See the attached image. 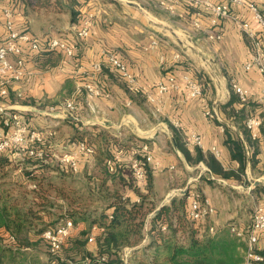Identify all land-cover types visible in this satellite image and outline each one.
<instances>
[{
    "label": "crops",
    "instance_id": "0c3cea01",
    "mask_svg": "<svg viewBox=\"0 0 264 264\" xmlns=\"http://www.w3.org/2000/svg\"><path fill=\"white\" fill-rule=\"evenodd\" d=\"M84 1V6L92 7L94 23L89 35L83 38L77 35L79 27L72 21L65 0L66 5L64 3L63 7L59 6L56 0H51L48 4L35 1L26 7L22 15L14 18L24 23L23 25H26L27 30L32 34L40 35L51 28L57 30L54 35L79 44L76 57L71 58H64L60 50L53 53V58L56 60L49 61L45 50L27 54L25 76L12 83L8 96L0 97V106L20 110L28 126L40 130L46 137L44 145L52 155L48 160H43L45 162L42 164L47 165L48 174L56 180L63 177L68 183L72 179L74 181L82 176L83 178L88 176L87 179L94 182H104L106 192L115 190L120 192L125 200L127 198L132 201L138 200L136 193L123 183V180L128 179V175L109 174L111 170L107 162L109 156L116 153L119 161H127V165L132 146L148 143L153 155V161L148 165L153 174L154 189L159 191L158 196L163 197L164 201L172 190L178 188L174 187L172 179L175 177L179 179L184 175L186 179L184 187L200 189L215 208V213L203 221L201 231L211 226L215 228L214 232L229 228L231 225L249 227L253 219L251 209L256 207L257 202L264 205V182L258 185L252 182V179L264 181V129L261 128L259 137L254 139L246 126V120L250 115L258 116L261 112L260 98L264 76L256 68L245 69V63L251 53L250 40L246 33L238 28L233 16L248 20L256 27L257 21L254 19L253 11L232 3V15L221 17L217 25H212L211 10L202 8L200 24L196 26L195 15L187 12L182 1L176 6L177 18H173L174 15L171 14L172 18L163 17L164 20L158 17L153 20V16L150 15L153 18L151 19L147 15L149 13L146 10H152L144 3L147 0ZM210 1L231 2V0ZM251 3L264 14V0H252ZM52 12L61 14L58 18H53L49 15ZM0 16L3 20L1 6ZM150 21L162 27L153 25ZM209 29L219 32L221 37L217 40L208 39ZM177 30L181 33L179 34ZM4 33L3 21H1L0 39ZM259 35L264 45V29L259 31ZM153 39L158 41V46L146 50L145 47ZM102 48L114 52L127 64L142 91L134 93L129 90L126 80L108 66L96 77L100 82L98 85L107 90L110 97L95 98L92 101L94 109H91L85 92L79 89V85L87 78V74L93 71L92 63L100 60ZM176 52L181 53L179 60L173 59ZM161 56H164V61H161ZM197 59L201 60L200 65L205 67L212 78L213 84L208 86L205 97L210 100L218 117H206L202 100L190 97L183 87L163 93L161 95L163 109L155 112L153 104L147 100L145 93H155L158 82L169 74H174L179 79L186 71H191L193 74L195 71L192 66L193 63L197 64ZM224 72L227 74L224 75ZM234 83L249 89L247 102L239 101L233 90ZM232 94L236 96V101L225 107ZM68 98L74 99L78 104L80 117L78 124L69 118L63 119L60 116L44 114V110ZM241 109L243 117L237 121L235 112ZM2 116L0 114V118ZM174 121H179L180 127H175ZM241 126L246 129L247 138L240 129ZM227 128L231 129L229 132L233 136H240L246 148L247 164L245 175L242 174L241 179L217 177L202 161L190 165L174 139L175 134L190 152L193 153L198 148L205 155H212L224 169L236 171L239 162L231 157L225 143ZM49 131L53 132L50 136ZM192 131L200 134L202 141L200 145L190 142ZM80 139H87L93 144L95 153L89 157H80L77 171L58 169L57 167L63 164L53 154L73 149ZM120 144L123 146L118 148ZM212 146L220 150L219 157L210 150ZM252 154H255V164L250 161ZM18 161L14 160L16 163ZM156 163L158 166L155 165ZM38 166L34 165V168ZM203 168L209 172L208 175L203 174ZM196 169L198 174L194 176L193 170ZM252 170L259 172V175L257 177L249 175ZM185 171L188 173L185 174ZM61 172L65 175H61ZM210 179L218 183H238L230 186L240 196L231 197L230 200L227 196H218L216 190H211L209 186ZM73 181L71 186H74ZM27 183L31 186L29 179ZM145 184L146 181H141L137 185L143 189ZM93 187L94 189L92 186L91 189L94 192L90 195H94V198L100 197L89 208L98 214L105 208L107 201L99 194V186L93 185ZM237 188L241 189L236 191ZM60 192L62 194L59 193L58 197L63 200L64 192ZM73 208L79 209L78 206L69 204L65 206L64 212H72ZM89 226L87 221L78 219L74 221L71 234L75 235L83 229H89ZM89 243H93V248H96V241ZM257 247L264 248V233H259Z\"/></svg>",
    "mask_w": 264,
    "mask_h": 264
},
{
    "label": "trees",
    "instance_id": "16d2710c",
    "mask_svg": "<svg viewBox=\"0 0 264 264\" xmlns=\"http://www.w3.org/2000/svg\"><path fill=\"white\" fill-rule=\"evenodd\" d=\"M35 1L37 3L43 1V3L48 4L51 0H0V6L2 9H12L17 18L18 15L24 13L23 11L29 4L35 3ZM251 1L246 0L244 5L241 6L249 9L247 3ZM56 2L61 7L67 2V5L66 3L65 5L70 11L71 19L78 27L81 26L82 20L86 15L92 11L91 6H84V0H65V2L64 0H56ZM182 2L190 14L195 15L200 9L191 0H182ZM1 21L3 20L0 16ZM14 22L18 29L27 30V26L23 25L24 23L18 22L16 19H14ZM20 24L22 25L20 26ZM45 51L48 54V61L56 60V58H53V53L59 50ZM76 54L74 57H76ZM63 56L66 58L65 55ZM100 60L103 66L102 70L97 73L98 75L106 67H110L102 55ZM97 74H95V80L98 84L100 82H98L96 77ZM192 75L202 83L204 95H206L208 86L205 84L207 83L201 81V76L198 73L194 72ZM88 76L87 74V78ZM87 78L83 79L82 83ZM236 99V96L232 94L225 107L233 104ZM242 113V109L239 112H235L237 121H240L243 117ZM1 119L0 125H2ZM69 119L75 123L78 122L72 118ZM227 129L225 143L230 150L231 157L239 162L236 171L224 169L212 155H205L198 148L193 153L190 152L175 134L174 139L190 165H196L202 161L217 177L241 179V175H245L247 164L246 148L240 136H233L229 132L231 129ZM240 129L247 138L246 129L243 127ZM35 146L43 147L48 151L47 146L44 144H36ZM122 146L120 144L118 148ZM132 147L139 146L134 145ZM10 152L11 150L0 151V264H4L7 259H14L15 252L12 248L16 242L10 239V235L16 236L23 232L30 234L33 231L32 233L39 238L42 237L45 229L56 227L61 223L60 221L52 227H37V221L42 219L40 213H43L51 206L53 197L46 193L55 192L56 194H62L60 191L64 192L63 195L70 205L73 204L79 208H73L72 212L63 213L65 218L62 221L67 218H71L74 221L82 219L90 225L89 229H83L77 234H70L67 237L63 249H68L69 255H62L65 260L81 261L88 257L90 264H124V251L131 248V253L128 256L130 264H244L245 262L247 248L245 238L237 237L230 230V227L214 233L207 232L209 228L201 231L203 222L189 217L187 196L190 191H194L200 198H203L202 191L198 188L187 186L185 192L180 191L177 194H173L169 200L164 201L163 197L158 196L159 191L154 189L153 174L148 165L149 162L145 163L146 174L144 182L146 181V184L142 189L137 185L139 182L132 176L130 163L128 162L126 165L127 161H119L116 153L109 156V159L114 162V169L108 173L128 175V179L123 180V183L131 188L138 197V200L132 201L129 198L125 200L118 191L114 190L111 192L107 190L106 192L104 182H94L89 178L87 179L89 183L88 191L85 193L80 192V189L71 186L72 181L68 183L63 177L57 180L51 177L46 171L47 165L42 164L45 159L24 154L23 162L16 163L10 161ZM254 159L255 154H252L250 160L252 164L256 162ZM34 165L39 166L34 168ZM7 167H13L12 172L9 174L6 172ZM57 168H63L62 170L67 171L71 170L64 164L59 165ZM61 175L65 174L61 172ZM27 179L34 183L36 189L25 190L24 193L20 192V186L25 185ZM52 179L54 180L52 181ZM210 180H208L209 183ZM93 185L99 186V194L104 196L105 201H107L105 208L101 209L98 214L92 212L93 209L89 208L91 203L100 197L94 198V195H90L94 192L91 189V186L94 189ZM86 193V196H89L88 201L81 202V195L84 196ZM28 198H30V203ZM21 200L24 201L21 202ZM25 203L29 206L24 207ZM93 225L102 228V230L99 229L95 232V249L91 247L88 240ZM17 243L16 245H20L19 242ZM258 251L264 256V248H258ZM102 257L105 260H101ZM52 258L53 256L49 261ZM260 264H264V260Z\"/></svg>",
    "mask_w": 264,
    "mask_h": 264
},
{
    "label": "built area",
    "instance_id": "2783aa9c",
    "mask_svg": "<svg viewBox=\"0 0 264 264\" xmlns=\"http://www.w3.org/2000/svg\"><path fill=\"white\" fill-rule=\"evenodd\" d=\"M195 5L199 6V11L195 14L194 23L199 26V18L202 16V8L211 10L212 18L211 24L217 25L221 17L231 16L232 3L237 5H244L246 0H231V2L213 3L210 0H191ZM176 0H161L162 8L173 12L176 7ZM249 9L253 11L254 19L257 21V26H253L248 20H241L237 16H233L238 28L246 33L250 40L251 53L248 61L245 63V69L250 70L256 68L264 76V45L262 44L259 31L264 29V14L258 7L251 3H247ZM4 35L0 39V97L9 95L10 86L13 82L21 80L26 72V56L34 52H41L43 50H60L66 57H74L78 52L79 44L71 43L66 39L50 34L37 35L32 34L26 29H18L15 25V14L10 8L2 9ZM94 23V14L89 12L82 20L81 26L77 29L79 37H86L90 33V29ZM259 29V30H258ZM221 34L214 30H207V38L210 40H217ZM158 46V41L153 39L146 50ZM101 55L109 63L110 67L114 69L127 82V87L134 93H139L142 89L138 86L135 77L128 68L127 64L114 52L101 49ZM180 52L173 55V59L179 60ZM164 56H161V61H164ZM102 61L98 60L92 63V72L89 74L87 80L79 85V89H83L86 95L87 103L91 109H94L92 101L95 98L104 97L109 98L110 93L100 87L95 80V74L102 70ZM233 90L237 94L239 101L245 103L249 99V89L234 83ZM184 88L188 95L192 98H200L203 102V112L206 117L216 118L217 112L207 101L202 83L195 78L191 71H186L179 79L174 74H169L165 79L160 80L157 84V91L155 93L146 92L147 100L153 104L154 111L160 112L163 109L164 103L161 95L170 89ZM261 112L257 115H250L246 120V126L251 131L252 137L258 138L260 129H264V85L261 93ZM46 115L60 116L61 118H72L76 121L80 119L78 115V104L72 98L65 99L57 105H52L48 110L43 111ZM0 114L2 125H0V151L11 150L13 158L17 155L27 154L28 156H35L47 160L49 154L43 147L35 146L36 144H44L45 136L38 129H31L28 123L24 120L20 110H14L0 106ZM175 127H180L179 121L173 122ZM53 132L49 131L48 135ZM190 142L192 144H201V136L196 131L190 133ZM212 153L220 156V150L216 146L210 148ZM95 153V147L88 142L87 139L79 140L76 146L71 150H66L61 153L53 154L62 164L68 166L72 171H77L79 168L80 157H89ZM141 156V157H139ZM153 161V155L150 152L149 144L142 143L139 147H132L130 149V169L133 177L137 182L145 180V163ZM109 170L114 169L113 160L109 159L107 162ZM158 166V163L155 164ZM187 200L188 215L193 220L203 222L210 215L215 213V208L207 197L200 198L194 191H190ZM74 221L70 218L65 219L54 228H47L43 231L42 237L47 242L50 253L53 258L48 264H90V259L86 257L81 261L65 260L61 256L63 246L66 243L67 237L71 234ZM92 231L89 233L88 240H95V232L102 228L97 225L91 227ZM230 230L239 238L246 239V253L244 264H260L264 260V256L258 251L259 233H264V205L258 204L253 213L252 224L247 228L231 225ZM209 231L213 233L215 228L209 227ZM10 239L14 240V236L10 235ZM131 253V248L124 251V262H127L128 256ZM101 260H105L104 257Z\"/></svg>",
    "mask_w": 264,
    "mask_h": 264
},
{
    "label": "rangeland",
    "instance_id": "374dc122",
    "mask_svg": "<svg viewBox=\"0 0 264 264\" xmlns=\"http://www.w3.org/2000/svg\"><path fill=\"white\" fill-rule=\"evenodd\" d=\"M125 2H127L128 0H124ZM141 1V0H140ZM177 4L176 6L179 4V2H181L182 0H176ZM146 5H148L147 7H149L150 9L152 8V10H146V12H148L149 14H147L150 18L151 16L154 17L151 18L153 20H156L157 17L158 19H162L163 17L165 18H177L178 16V7L174 6V11L170 12L164 8H162L161 5V0H147L144 2ZM59 14L61 13H57V12H52V14L50 13L49 15L53 18H58V16H60ZM151 15V16H150ZM156 17V19H155ZM64 17H62L63 19ZM51 19V18H50ZM164 20V19H162ZM158 21V20H157ZM150 23H152L153 25L160 26V24H156L153 23L152 21H150ZM160 23V22H159ZM169 24V23H167ZM167 27V25H166ZM177 29V28H176ZM178 33L180 34L181 32L179 30H177ZM54 33H57V30L55 29H51L47 32H43L40 35L43 34H50V35H54ZM201 60L197 59V64L195 65V63H193L195 65L192 66V68L194 69V71L196 73H198L201 77V81L203 83H207L205 85L210 86L213 84L212 78L210 77V74L207 73V70L205 69V67H203L202 65H200ZM206 65V64H205ZM227 72H224V75H226ZM207 101L210 103L211 102L209 99H207ZM10 156V161H14V160H19L18 163L23 162L22 160L23 155H17L16 159L13 158L12 153L10 152L9 154ZM21 157V158H20ZM50 158V155L48 157V159ZM47 159V160H48ZM206 165V164H205ZM207 166V165H206ZM204 167V166H203ZM13 167H7V173L9 174L10 172H12ZM204 169V168H203ZM188 172L185 171V174H187ZM194 176H196L197 173V169L193 170ZM259 172H249V175H251L252 177H257L259 174ZM184 174V173H183ZM203 174H209V172H207L206 169H204ZM73 181V179L71 180ZM220 181V180H219ZM172 183L173 185H175L174 187H178L174 190H172L171 194H177L180 192L179 189H186L187 187H184V185L186 184V179L183 175L182 178L177 179L176 177L174 179H172ZM32 184H34L33 182H31V186L29 184H25V185H21L20 186V192H25V190H32V189H36V187L32 186ZM74 186H76V188H80V192L82 191L83 193L87 192L89 189V183L87 181V177L83 178L80 177L78 179H75L73 181ZM237 185L238 183H233V182H228V184L226 183H218L217 181L214 180H210L209 186L211 188V190H216V194H218V196H227L230 200V198L232 197H237L240 196V194L238 192H235V190L233 189V187H231L230 185ZM246 186V185H245ZM40 188V187H39ZM241 188H237L236 191H238ZM46 194H48L49 196H52L53 198L51 199V206L44 211L43 213H40L42 215V219L37 221V227L40 228L41 226H45V227H52L54 225H56L57 223H59L60 221L62 222V220L65 218V215H63V213L65 214V206L69 205V201H67L65 198L63 200H61L58 196V194H56L55 192H47ZM86 194L81 195L80 200L81 202H87L89 196H86ZM91 198V197H90ZM29 203H30V198H28ZM27 200V203H28ZM58 200V201H57ZM168 200V199H167ZM24 200H21V202ZM94 202L91 203V205H93ZM258 204H262V203H256L255 206H257ZM263 205V204H262ZM24 207L29 206L28 204H24ZM255 208L251 209V211L254 213ZM67 212V211H66ZM62 214V215H61ZM207 219V218H206ZM54 228V227H53ZM33 231L29 233L27 232H23L21 234H18L15 237L14 241L16 242V244H18L17 242H19L20 245H16L12 248V250L15 252V256L14 259H7L6 262L4 264H48L49 259L52 257L47 242L43 239V237H39L36 236L35 234L32 233ZM30 236V239H29ZM91 247H93V243H90ZM61 254L63 256H67L69 255V251L68 249H63ZM61 255V256H62ZM131 262L127 260V262H124V264H130Z\"/></svg>",
    "mask_w": 264,
    "mask_h": 264
},
{
    "label": "water",
    "instance_id": "95a60500",
    "mask_svg": "<svg viewBox=\"0 0 264 264\" xmlns=\"http://www.w3.org/2000/svg\"><path fill=\"white\" fill-rule=\"evenodd\" d=\"M252 182H253V184L258 185V184H262L264 181L261 180V179H252ZM186 189H187V188H186ZM186 189H183V190H180V191H181V192H185ZM172 196H173V194H170V196H168L167 199L169 200Z\"/></svg>",
    "mask_w": 264,
    "mask_h": 264
},
{
    "label": "bare ground",
    "instance_id": "6f19581e",
    "mask_svg": "<svg viewBox=\"0 0 264 264\" xmlns=\"http://www.w3.org/2000/svg\"><path fill=\"white\" fill-rule=\"evenodd\" d=\"M181 38V37H180Z\"/></svg>",
    "mask_w": 264,
    "mask_h": 264
}]
</instances>
